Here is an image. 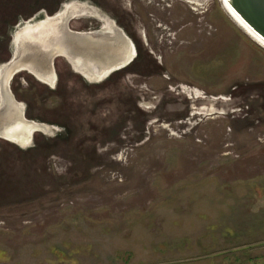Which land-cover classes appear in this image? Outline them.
Returning <instances> with one entry per match:
<instances>
[{"label": "rangeland", "instance_id": "obj_1", "mask_svg": "<svg viewBox=\"0 0 264 264\" xmlns=\"http://www.w3.org/2000/svg\"><path fill=\"white\" fill-rule=\"evenodd\" d=\"M61 1L0 0V35ZM97 1L141 58L101 87L61 63L13 86L70 130L0 138V264H264V45L224 0Z\"/></svg>", "mask_w": 264, "mask_h": 264}, {"label": "water", "instance_id": "obj_2", "mask_svg": "<svg viewBox=\"0 0 264 264\" xmlns=\"http://www.w3.org/2000/svg\"><path fill=\"white\" fill-rule=\"evenodd\" d=\"M224 2L264 45V0ZM92 4L90 0H67L56 15L41 22L29 23L17 33L15 56L4 66L0 81V138L8 140L23 138L26 140L18 141L33 143L34 133L43 131L42 126H46L44 123L27 119V103L17 100L12 92L9 83L17 71L28 70L42 78L50 77L49 82H52L55 60L63 57L71 61L79 72L86 71L91 75L102 71L103 75H106L114 63L121 65L125 61L123 54L127 52H130V56L136 54L134 42L121 31L120 34L115 33L105 38L99 46L98 43L92 42L94 38L82 36L70 29L69 23L72 19L92 14V11L87 9ZM57 128L64 130L60 126Z\"/></svg>", "mask_w": 264, "mask_h": 264}, {"label": "flooded vegetation", "instance_id": "obj_3", "mask_svg": "<svg viewBox=\"0 0 264 264\" xmlns=\"http://www.w3.org/2000/svg\"><path fill=\"white\" fill-rule=\"evenodd\" d=\"M65 1L67 0L61 1L59 4V8L55 12H52V13H46L44 9H40L35 14L29 15V16L21 15V14L17 15L16 19L14 20L15 22H11L10 20L7 19V17L2 19V22L4 23V27L6 26V31H5L6 34L0 35V45L2 46V48H0V56L2 54L4 55V57L2 58L0 57V81L3 76L4 66L9 61H11L15 56V52L17 50V37L16 36H17V33L20 31V29L29 23L41 22L45 18L56 15L60 11L62 4ZM90 1L93 2V4L90 6L96 7L97 10L99 9L101 14L99 13L84 14L78 18H74L69 23L70 29H72L75 32L80 33L82 36H85V37L89 36L90 38H94L92 42H94L95 44L98 43L99 46H100V43H103L105 38H109L115 33L120 34L119 31H121L122 34L124 33L125 36H127V38H129L130 40H132V42H134L137 48L136 54L134 53L131 56H130V52L123 54V58L126 62L125 61L122 62L121 65L118 63H114V65L110 66L109 68L110 71L106 75H103L102 71L101 73L95 72L91 75L86 71L79 72L77 71V69H75L74 64L71 63V61L63 57H58L55 60V70H54V75L52 77L53 78L52 82H49L50 77H48V79L42 78L28 70L17 71L12 76V78L10 79V83H9L10 88L12 92L14 93L15 97L17 98V100L27 102L26 100L19 98L13 86L23 84V82L28 79H32L35 82H40L43 84L54 83L55 86L59 85L61 74L59 72L58 65L60 63L68 66L72 70L76 78H78L86 86H90V87L91 86L101 87L104 84V82L107 83L109 81H112L115 79V76L125 75L127 72H130L132 69H134V67L136 66V64L141 58L138 41L135 38V35H133L121 23L117 15L111 13L108 9L103 7L97 0H90ZM90 6L87 7L89 11L91 10L89 9ZM84 44H86V41H84ZM0 104H1V92H0ZM26 117L29 120H33V121L36 120V121H39L40 123L51 124V126L56 125L57 127L60 126V127H63L64 129L70 130L68 126L66 127L65 124H62L59 122L47 121L40 117L38 118V117L29 116L28 114H26ZM44 135L42 133H38L35 135L36 139L43 136V140L45 141L43 143L37 142L36 144H38V148L41 146V144H44V143L48 145H54L60 142L61 137H63L61 136L63 134H59L56 132L51 136L45 137Z\"/></svg>", "mask_w": 264, "mask_h": 264}, {"label": "bare ground", "instance_id": "obj_4", "mask_svg": "<svg viewBox=\"0 0 264 264\" xmlns=\"http://www.w3.org/2000/svg\"><path fill=\"white\" fill-rule=\"evenodd\" d=\"M226 7H227V10L231 13V15L235 18V20L242 26V27H244L247 31H248V33H250L256 40L258 39L252 32H250L246 27V25L241 21V19L232 11V9L230 8V7H228L227 5H226ZM261 43V42H260Z\"/></svg>", "mask_w": 264, "mask_h": 264}]
</instances>
